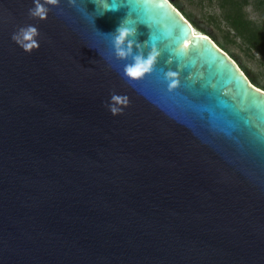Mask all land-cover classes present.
Wrapping results in <instances>:
<instances>
[{"label":"water","instance_id":"water-1","mask_svg":"<svg viewBox=\"0 0 264 264\" xmlns=\"http://www.w3.org/2000/svg\"><path fill=\"white\" fill-rule=\"evenodd\" d=\"M31 7L0 0V264H264V90L171 0Z\"/></svg>","mask_w":264,"mask_h":264},{"label":"rangeland","instance_id":"rangeland-1","mask_svg":"<svg viewBox=\"0 0 264 264\" xmlns=\"http://www.w3.org/2000/svg\"><path fill=\"white\" fill-rule=\"evenodd\" d=\"M171 2L187 20L196 21L200 28H205L211 39L237 63L249 81L264 90V55L249 45L227 20V15L232 9L230 0H171ZM233 2L241 3V11L255 24L264 20V4L258 9L254 4L257 0Z\"/></svg>","mask_w":264,"mask_h":264},{"label":"clouds","instance_id":"clouds-1","mask_svg":"<svg viewBox=\"0 0 264 264\" xmlns=\"http://www.w3.org/2000/svg\"><path fill=\"white\" fill-rule=\"evenodd\" d=\"M57 0H33V7L29 9V15L32 17L45 18L49 11L48 4L56 3ZM99 7L101 11L98 15H102L107 10H117L120 7V0H98ZM97 7V5H96ZM135 28L131 26V21L124 18L122 22L116 27L114 33L111 36L112 43L115 49V54L117 57L123 58L132 53V40L128 37L133 35ZM38 29L32 24L20 26L12 35V38L20 44L26 51H31V49L37 46ZM127 42V46L125 43ZM188 41H184V46L186 47ZM157 52L155 48L147 55L136 54L133 57V62L126 65L124 68L125 74L129 78H138L143 76L145 73L152 70V66L156 60ZM176 73L169 72V77H174ZM172 85L176 83L173 80ZM128 103V99L125 96L113 93L107 104L108 109L113 113L117 114L123 110L122 106Z\"/></svg>","mask_w":264,"mask_h":264},{"label":"trees","instance_id":"trees-1","mask_svg":"<svg viewBox=\"0 0 264 264\" xmlns=\"http://www.w3.org/2000/svg\"><path fill=\"white\" fill-rule=\"evenodd\" d=\"M254 4L256 8L261 9V5L264 4V0H257L256 3L254 2ZM230 5H232V9L229 15H227V20H229L232 28L235 29V31L241 36H243L249 45L264 55V20L259 24H255L241 11V3L230 0ZM191 23L198 27L201 32L208 35L205 28H200L196 21Z\"/></svg>","mask_w":264,"mask_h":264},{"label":"bare ground","instance_id":"bare-ground-1","mask_svg":"<svg viewBox=\"0 0 264 264\" xmlns=\"http://www.w3.org/2000/svg\"><path fill=\"white\" fill-rule=\"evenodd\" d=\"M185 18V17H184ZM192 28H193V30H195L196 32H198V33H200V34H205V33H203V32H201V31H199V30H197L193 25H192ZM205 35H207V34H205ZM207 36H209V35H207ZM210 37V36H209ZM211 38V37H210ZM213 40V39H212ZM214 42V44L215 45H217L216 43H215V41H213ZM218 46V45H217ZM219 47V46H218ZM220 48V47H219ZM221 50H223V49H221ZM224 51V50H223ZM225 52V51H224ZM240 68V67H239ZM241 70V69H240ZM252 84V83H251ZM255 86V85H254ZM257 87V86H256ZM257 88H259V87H257ZM261 89V88H260ZM263 90V89H262Z\"/></svg>","mask_w":264,"mask_h":264},{"label":"flooded vegetation","instance_id":"flooded-vegetation-1","mask_svg":"<svg viewBox=\"0 0 264 264\" xmlns=\"http://www.w3.org/2000/svg\"><path fill=\"white\" fill-rule=\"evenodd\" d=\"M189 21V20H188ZM190 22V21H189ZM191 23V22H190ZM192 24V23H191Z\"/></svg>","mask_w":264,"mask_h":264}]
</instances>
